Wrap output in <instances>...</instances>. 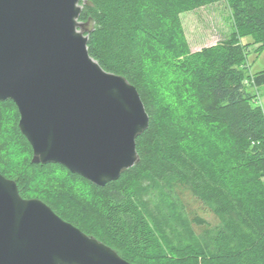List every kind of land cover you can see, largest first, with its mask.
<instances>
[{
	"label": "trees",
	"instance_id": "trees-1",
	"mask_svg": "<svg viewBox=\"0 0 264 264\" xmlns=\"http://www.w3.org/2000/svg\"><path fill=\"white\" fill-rule=\"evenodd\" d=\"M220 2L232 33L191 52L180 15ZM79 4L89 56L135 87L148 116L135 140L139 160L103 187L59 165L32 164L7 100L1 175L129 263L264 264V68L250 74L246 66L250 49L264 54V0Z\"/></svg>",
	"mask_w": 264,
	"mask_h": 264
},
{
	"label": "water",
	"instance_id": "water-1",
	"mask_svg": "<svg viewBox=\"0 0 264 264\" xmlns=\"http://www.w3.org/2000/svg\"><path fill=\"white\" fill-rule=\"evenodd\" d=\"M79 2L0 0V101L16 106L32 164L103 187L138 162L149 120L135 87L89 56ZM0 264L132 263L0 173Z\"/></svg>",
	"mask_w": 264,
	"mask_h": 264
},
{
	"label": "rangeland",
	"instance_id": "rangeland-1",
	"mask_svg": "<svg viewBox=\"0 0 264 264\" xmlns=\"http://www.w3.org/2000/svg\"><path fill=\"white\" fill-rule=\"evenodd\" d=\"M180 20L185 39L191 52L199 51L202 48L225 41L232 33L229 11L223 2L183 13L180 15ZM243 41L249 42L250 39L247 38ZM246 66L250 74L262 70L264 68V54H255L250 49ZM258 94L259 101L264 107V88H260ZM180 197L183 199V202L190 204V209L196 210V206L191 203V198L187 194L180 195ZM188 211L190 210L188 209ZM198 213L207 220L212 221L210 216L201 214L200 212ZM195 231L199 233V229L195 228Z\"/></svg>",
	"mask_w": 264,
	"mask_h": 264
}]
</instances>
